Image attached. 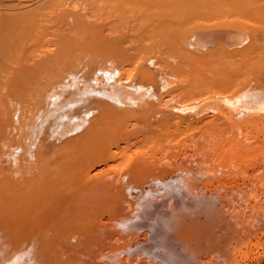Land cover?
<instances>
[{
	"label": "bare ground",
	"instance_id": "6f19581e",
	"mask_svg": "<svg viewBox=\"0 0 264 264\" xmlns=\"http://www.w3.org/2000/svg\"><path fill=\"white\" fill-rule=\"evenodd\" d=\"M261 136L264 0H0V264H221Z\"/></svg>",
	"mask_w": 264,
	"mask_h": 264
},
{
	"label": "rangeland",
	"instance_id": "374dc122",
	"mask_svg": "<svg viewBox=\"0 0 264 264\" xmlns=\"http://www.w3.org/2000/svg\"><path fill=\"white\" fill-rule=\"evenodd\" d=\"M260 138L261 140H264V136H261ZM247 160L252 161V163L247 167V169L244 171L235 172L233 176L231 175L232 177L229 178V181H227L229 174L225 173L223 170H220L218 172L215 170L207 171L203 175L204 179L201 182L203 188L207 189L209 193H213L217 191V189L219 188L221 189L220 191L223 195L226 192L230 191V186H236L237 184L241 185L243 194L247 188L255 189L256 187L255 181L257 179L264 178V167L259 164V161L264 162V157L258 158L251 156ZM197 168L198 169L201 168V162L197 163ZM251 195H252L251 196L252 201L250 202L249 205L252 206L249 205L247 206L246 204H244L239 208L241 210L242 209L244 210L242 211L245 213V218L247 221L251 220V215H252L251 213H253L252 207L255 206L256 203L261 204V202H264V187L262 189H255L251 193ZM239 198L243 200V195L239 196ZM259 208H264V207L263 206L257 207V209ZM243 239H244L243 242H234V244L232 245L231 249L229 250L226 256L227 257L226 261L221 264H264V256L262 255V253L264 252V248L260 246V243H264V226L259 231H257L253 237L248 239L246 238ZM92 255L91 258L89 257L87 259L93 261L97 253L95 256L93 255V257ZM62 256L65 257V255Z\"/></svg>",
	"mask_w": 264,
	"mask_h": 264
}]
</instances>
